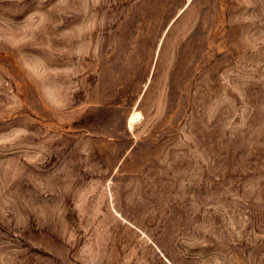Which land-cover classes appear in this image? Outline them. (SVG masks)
<instances>
[{"label":"rangeland","instance_id":"1","mask_svg":"<svg viewBox=\"0 0 264 264\" xmlns=\"http://www.w3.org/2000/svg\"><path fill=\"white\" fill-rule=\"evenodd\" d=\"M0 264H264V0H0Z\"/></svg>","mask_w":264,"mask_h":264},{"label":"bare ground","instance_id":"2","mask_svg":"<svg viewBox=\"0 0 264 264\" xmlns=\"http://www.w3.org/2000/svg\"><path fill=\"white\" fill-rule=\"evenodd\" d=\"M136 116H130V118H129V122H131V123H133V122H135L136 121Z\"/></svg>","mask_w":264,"mask_h":264}]
</instances>
